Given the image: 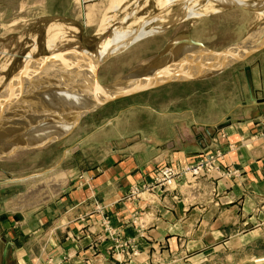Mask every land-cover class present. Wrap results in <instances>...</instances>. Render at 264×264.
<instances>
[{
  "label": "rangeland",
  "instance_id": "1",
  "mask_svg": "<svg viewBox=\"0 0 264 264\" xmlns=\"http://www.w3.org/2000/svg\"><path fill=\"white\" fill-rule=\"evenodd\" d=\"M262 10L264 0H223V3L218 0H0V241L4 238L19 243L17 236L24 230V216L28 215L33 225L34 211L39 206L56 204L57 197L67 188L76 190L81 185L88 186L87 180L100 173V164L121 140L130 142L138 137L165 145L163 142L179 140L172 138L175 133L188 139L192 131L201 129L199 123L216 122L225 117L220 125L233 118L242 119L246 112L252 114L256 106L250 107L249 85L252 89L264 85V48L235 62H232L233 54L220 57L217 63H229L221 71L213 68L202 72L200 78L181 77L178 78L181 80L99 103L105 95L143 86L141 80L135 81L140 75L150 80L170 78L181 71L190 53H220L256 37L257 46L259 37L264 36V14L258 13ZM189 40L201 43L204 48H192L187 43ZM61 43L88 49L92 55L88 60L95 59V65L59 79L65 88L54 94L57 98L51 105L29 98L30 105L24 111L12 113L14 117L4 113L2 109L11 106L12 99L17 97L16 90L8 94L7 86L11 89L21 84L22 92L44 86L48 79L37 78L36 74L39 67L50 62L40 52L46 48L57 49ZM114 47L117 49L112 50ZM26 65L34 73L22 79ZM78 74L95 81H75ZM127 76L130 78L124 83L138 85L121 83ZM68 81L72 85L65 84ZM119 84L120 90L112 88L109 93L92 96L98 86ZM47 85L45 90L59 89L54 88V84ZM72 86H75L72 94H60ZM259 98L258 95L252 101ZM8 101L11 102L7 104ZM54 105L66 107L68 114L64 122H52L39 115ZM30 107L34 114L28 118ZM75 108L83 110L73 120L78 113L70 111ZM252 122L254 128L244 139L263 142L264 111ZM14 125L16 129L12 128ZM218 125L213 126L215 132L219 131L216 130ZM242 141L239 146L246 143ZM136 146L137 153L149 151L147 155L153 167L149 180L130 184L122 196L125 201L137 200L143 204V209L130 212L123 221L124 226L129 224L128 227L133 228L134 234L126 236L124 226L115 227L106 205L91 195L97 218L94 224L87 226L85 236L92 239L89 249L93 255L81 258L82 262L76 264H256L264 259H261L264 255L257 256L263 251L261 248L229 250L223 246L214 251H200L188 244L189 231L176 235L174 248L164 246L148 234L150 226L165 221L176 204L183 213H188L191 207L209 203L210 198L218 195L216 181L237 174L231 165H224L225 156L233 145L207 149L185 163L154 156L155 148L146 142ZM129 153L122 151L120 155ZM210 161L214 164L208 169H212V165L219 166L220 173L208 171L197 176L185 173L172 178L173 187L167 185L165 172L168 169L181 172L184 167ZM52 177L58 182L57 188L50 191L43 184L47 185ZM39 184L43 188L40 195L22 200V194ZM137 187L138 197L132 193ZM110 206L107 204L108 209ZM61 226L62 222L56 229L63 233ZM140 239L150 243L149 249L140 247ZM100 243H105L102 251ZM119 244L123 246L118 247ZM76 255L49 256L44 261L35 258L32 264H68ZM1 260L0 255V263ZM9 261L6 259L7 264H11Z\"/></svg>",
  "mask_w": 264,
  "mask_h": 264
},
{
  "label": "crops",
  "instance_id": "2",
  "mask_svg": "<svg viewBox=\"0 0 264 264\" xmlns=\"http://www.w3.org/2000/svg\"><path fill=\"white\" fill-rule=\"evenodd\" d=\"M252 87L249 85L250 107L256 106V110L248 115L246 112L242 119H230L219 131L215 132L213 126L225 117L216 122L199 123L201 129L192 131L188 139L175 133L172 138L179 140L163 142L165 145L138 137L130 142L121 140L122 143L113 147L114 152H110L100 164V173L91 175L87 180L88 186L81 185L76 190L67 188L57 197L56 204L49 206L47 201V204L39 206L34 211L33 225H30L28 215L23 217L24 230L17 236L19 243L2 238L0 264H7L6 259L13 260L14 264H32L35 258L44 261L49 256L60 258L70 253L77 255L69 259L68 264H76L82 262L83 257H92V250L89 249L92 239L85 236L87 226L94 224L97 218L93 212L91 195L94 200L106 205L115 227H123V221L130 212L143 209L140 201L122 199L127 186L147 181L151 176L153 165L150 163L151 157L147 155L149 151H135L140 142L155 148L154 156L173 163L189 162L207 149H222L233 145L225 156L224 165H231L237 171L234 177L216 181L218 195L210 198L209 203L191 207L188 213H183L179 204L173 206L172 214L165 221H158L149 227L150 236L164 246L168 247V244L174 248L176 235L189 231L190 237L186 239L188 244L200 251H214L223 246L229 247V250L249 247L263 249L257 256L264 255V141L248 142L244 139L246 133L254 128L252 121L264 111V85L254 89ZM258 95L259 100L253 102L252 98ZM240 140L246 143L239 146ZM122 151L130 153L120 155ZM107 204H111L109 209ZM61 222L63 233L56 229ZM47 224H51V227L48 228ZM128 226L123 227V233L132 236L133 228ZM139 243L142 249H149V242L140 239ZM104 245L100 243V251Z\"/></svg>",
  "mask_w": 264,
  "mask_h": 264
},
{
  "label": "bare ground",
  "instance_id": "3",
  "mask_svg": "<svg viewBox=\"0 0 264 264\" xmlns=\"http://www.w3.org/2000/svg\"><path fill=\"white\" fill-rule=\"evenodd\" d=\"M218 1L223 3V0H218ZM229 1H231V0H229ZM235 1H237V0H234V2ZM258 13L260 14V16H263L262 13L264 14V10L259 11ZM256 38H254L253 40L245 39L240 44H237V46L229 48L228 52H235L236 53L238 51L250 50V49L257 47L261 42H264V36H261V37H259L260 43L256 46V44H255ZM187 43L192 48H199V49L204 48V47H201L199 45L197 46V45L193 44L190 40ZM249 43H252V44H249ZM70 45L71 44H69V46ZM67 47L68 46H65L64 44H62L61 46H58L57 49H54V48L47 49L45 47L46 50L43 49L40 52L42 57L43 58L46 57L50 62V63H45L44 66L39 67L40 71H39V73L36 74L37 78H41V79L47 78L48 79L47 82H45L46 84L44 86L41 87V85H39V86H36L35 88H32V89L30 88L27 91H23V92H22V89L19 87L21 84H15L13 87H11V89H10L9 85L7 86L6 91H8V94H10L9 93L10 90H11V92L16 90L17 91V97L15 99H12V105L11 106H8V107L6 106L5 108L2 109L4 111V113H7L8 116L13 115V117H14L15 115L12 113L16 112V114H17L21 111H24L30 105V102H28L29 98L30 99L37 98V100L39 102H46L49 105H51L53 103V101L57 98V97H55L54 94L55 93L57 94L59 92V90H63L65 88V86H63V85L61 86L62 82H60L59 79H65L68 76H73V72H79L80 70L82 71L85 68H87L88 66L95 65V59H93L91 61L88 60V57L91 55L90 52H88L89 51L88 49L87 50L83 49V48L80 49V46H77L78 47L77 49L71 48V47L67 48ZM114 49H117V48L114 47L112 50H114ZM73 50H75V51H73ZM112 50H111V52H112ZM224 53H225V51L220 52V53L212 52V51H204L203 53H190L188 56H186V60L184 62L186 64H184L182 66L183 68H181V71L176 72V74H172L170 78H174V77H176V78L182 77L183 78V77H190V76H195V78H200V77H202V74H201L202 72L212 71L213 68L218 69V67L221 65V64H219V63H221V61L219 63H217L219 58L220 57L223 58V56L225 58V56H227V55H224ZM205 60L208 61L207 64H206ZM22 70H23V76L21 75L22 79H27L28 77L32 76L34 73L32 70L29 69L28 65H26ZM140 77L141 78H135V81L141 80L143 86L150 85L153 83L156 84L157 82L164 80V79L150 80V79H146V77L141 76V75H140ZM127 78H130V76L123 78L120 82L124 83V81ZM170 78H168V79H170ZM68 79L72 80L70 78H68ZM75 81H84V82L89 81V82L93 83V81H95V80H93L92 78H89L87 75L78 74L75 77ZM50 83L54 84V88H56V89L59 88V89L55 90V92H53L54 90L53 91L45 90L48 87L47 84H50ZM66 83L72 85V82H70V81L65 82V84ZM129 83H135V85L137 84L136 82H129ZM129 83L125 82L124 84L127 86ZM115 85H117V84H114V86ZM74 87L75 86H72L69 90H65L68 92L61 91L60 94H63V93L72 94ZM105 87L107 89L110 88V90L107 92L104 89ZM112 88L120 90L121 86H120V84L116 87H107V85L103 86V87L98 86V87H96V89H93L92 96L94 94L96 96H100V95L109 93ZM135 88H137V87H135ZM135 88H132V89H135ZM79 92L83 93L84 89L83 90L79 89ZM119 92H117V94ZM81 93H79V94H81ZM94 96H93V98H94ZM85 97H87V96H85ZM90 98H91V96H90ZM90 98H87V99H90ZM10 102L11 101H8L7 104H9ZM34 103H35V106L37 107L38 102L36 103V101H35ZM58 103H61V102H58ZM98 103H99V101H98ZM12 106H13V109H11ZM65 108L66 107H64L62 105H54L51 108H49L48 110L42 111L39 115L44 117L45 119L47 118L48 120H50L52 122H64L67 119V114H68L65 111ZM82 110L83 109L76 110V108H75V110L73 109L72 111H70L71 114L78 113L77 116L73 120H75L78 117V115L82 112ZM28 111L29 112L27 113V117L31 118V115L34 114V110H33V108L30 107L28 109ZM13 117H11V118H13ZM11 118L8 120V123H10L9 121L11 120ZM24 118H25V113H24ZM14 127L16 129V125L12 126V128H14ZM68 127H69V125H68ZM57 182H58L57 178L52 177L51 181H48L47 185L43 184V187L46 188L47 190H50V191L55 190L57 188V184H56ZM42 189L43 188L40 184L32 186L24 194L21 195L22 200L32 199V198L36 197L37 195H40ZM263 260L264 259H262L260 261H263Z\"/></svg>",
  "mask_w": 264,
  "mask_h": 264
},
{
  "label": "water",
  "instance_id": "4",
  "mask_svg": "<svg viewBox=\"0 0 264 264\" xmlns=\"http://www.w3.org/2000/svg\"><path fill=\"white\" fill-rule=\"evenodd\" d=\"M191 42L193 44L197 45V46L199 45L201 47H204L199 42H193V41H191ZM263 48H264V42H261L257 47H255L253 49H250V50L238 51L236 53L235 52H228V50H226L224 55H229V54L235 55V59L232 61V62H235L236 60L242 59V58H244V57H246V56H248V55H250V54H252L254 52H257V51L263 49ZM228 64L229 63H225V64L219 66L218 70L221 71V70L225 69L228 66ZM219 71H217V72H219ZM96 73H97V71H96ZM95 78H97V74L95 75ZM191 78H195V76L184 77L182 79H191ZM177 80H181V79H178V78L174 77V78H170V79H167V80L159 81L156 84L153 83V84H150V85H145V86H141V87H138V88H135V89H131V90H128V91H124V92H121L119 94L105 95L103 97L102 101L99 103V105L104 103V102H107L109 100H112L114 98H117V97L127 96V95H130V94L138 93V92L143 91L145 89L152 88V87H155V86L167 83V82L177 81ZM97 81H98V78H97ZM226 125H227V122L226 123H222V124L216 126V130H220V129L224 128ZM256 264H264V260L261 261V262H257Z\"/></svg>",
  "mask_w": 264,
  "mask_h": 264
},
{
  "label": "built area",
  "instance_id": "5",
  "mask_svg": "<svg viewBox=\"0 0 264 264\" xmlns=\"http://www.w3.org/2000/svg\"><path fill=\"white\" fill-rule=\"evenodd\" d=\"M210 164H214V162H212V161H210V162H199V163H197L194 166L184 167L181 170V172H176L173 169H168V171L165 172V175L167 177V183H168L167 185L169 187H173L174 185H170V183L172 181V178L175 177V176H180L181 174H185V173H187L188 175H193V176H197L199 174L202 175V174H204V173H206L208 171L219 172L220 173L219 166L215 167L214 165H212V169H208L210 167ZM137 190H138V187L137 188H133V191H132V193L136 197H138V194H139ZM107 229L110 231L109 227H107L106 230ZM121 244H119L118 247L123 246ZM134 250H136L135 247H134Z\"/></svg>",
  "mask_w": 264,
  "mask_h": 264
}]
</instances>
